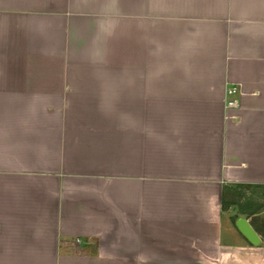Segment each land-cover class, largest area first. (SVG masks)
Masks as SVG:
<instances>
[{
	"label": "crops",
	"instance_id": "obj_1",
	"mask_svg": "<svg viewBox=\"0 0 264 264\" xmlns=\"http://www.w3.org/2000/svg\"><path fill=\"white\" fill-rule=\"evenodd\" d=\"M249 187L264 0H0V264H264Z\"/></svg>",
	"mask_w": 264,
	"mask_h": 264
},
{
	"label": "rangeland",
	"instance_id": "obj_2",
	"mask_svg": "<svg viewBox=\"0 0 264 264\" xmlns=\"http://www.w3.org/2000/svg\"><path fill=\"white\" fill-rule=\"evenodd\" d=\"M236 192L237 193L228 194L229 196L225 199L228 205H226L224 210L228 215H231L232 221L234 218L237 217L238 214H240V211H242V214L250 220V222L252 223L254 228L259 232V234L261 236H264V217L260 215H257L255 217L249 215V213L252 211V208L264 206V200L261 198V193L263 191L260 190L259 192L249 187L248 189Z\"/></svg>",
	"mask_w": 264,
	"mask_h": 264
},
{
	"label": "water",
	"instance_id": "obj_3",
	"mask_svg": "<svg viewBox=\"0 0 264 264\" xmlns=\"http://www.w3.org/2000/svg\"><path fill=\"white\" fill-rule=\"evenodd\" d=\"M235 226L238 231L253 245L257 244L259 237L250 225L249 221L244 217H238L235 220Z\"/></svg>",
	"mask_w": 264,
	"mask_h": 264
},
{
	"label": "built area",
	"instance_id": "obj_4",
	"mask_svg": "<svg viewBox=\"0 0 264 264\" xmlns=\"http://www.w3.org/2000/svg\"><path fill=\"white\" fill-rule=\"evenodd\" d=\"M226 93L230 97V99L226 101V106L228 108L235 107L237 105V98H235V95L240 93L239 86L237 84L228 86L226 89Z\"/></svg>",
	"mask_w": 264,
	"mask_h": 264
},
{
	"label": "trees",
	"instance_id": "obj_5",
	"mask_svg": "<svg viewBox=\"0 0 264 264\" xmlns=\"http://www.w3.org/2000/svg\"><path fill=\"white\" fill-rule=\"evenodd\" d=\"M232 202H234V201H232ZM232 202H230V203H232ZM226 205H228V203L225 201V199L222 196V199H221V207H222V209H224L226 207ZM258 210H259V207H255V208L252 209V211L250 213H256V212H258Z\"/></svg>",
	"mask_w": 264,
	"mask_h": 264
}]
</instances>
